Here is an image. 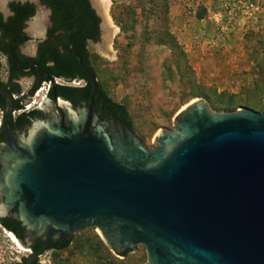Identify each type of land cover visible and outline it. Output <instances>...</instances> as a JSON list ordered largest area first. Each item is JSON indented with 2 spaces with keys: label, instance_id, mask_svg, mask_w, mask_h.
Instances as JSON below:
<instances>
[{
  "label": "water",
  "instance_id": "water-1",
  "mask_svg": "<svg viewBox=\"0 0 264 264\" xmlns=\"http://www.w3.org/2000/svg\"><path fill=\"white\" fill-rule=\"evenodd\" d=\"M77 58L93 84L90 106L55 95L47 119L24 135L12 132L14 101L0 87L12 106L0 222L21 225L27 251L44 243L27 263L51 242L96 230L118 255L145 247L148 264H264V113L219 114L196 101L149 149L125 123L99 119L98 80Z\"/></svg>",
  "mask_w": 264,
  "mask_h": 264
},
{
  "label": "rangeland",
  "instance_id": "rangeland-1",
  "mask_svg": "<svg viewBox=\"0 0 264 264\" xmlns=\"http://www.w3.org/2000/svg\"><path fill=\"white\" fill-rule=\"evenodd\" d=\"M109 15L116 29L109 32L110 56L103 53L104 32L92 64L108 96L128 107L149 149L196 101L219 114L264 113V0H111ZM5 231L0 225V264H20L29 253L20 252ZM39 262L149 263L145 247L122 258L96 230L75 236L67 251L46 252Z\"/></svg>",
  "mask_w": 264,
  "mask_h": 264
},
{
  "label": "flooded vegetation",
  "instance_id": "flooded-vegetation-1",
  "mask_svg": "<svg viewBox=\"0 0 264 264\" xmlns=\"http://www.w3.org/2000/svg\"><path fill=\"white\" fill-rule=\"evenodd\" d=\"M47 1L11 0L0 3V87L8 91L14 101L15 111L8 123L15 135H24L34 124L44 122L49 109L56 105L55 95L73 106H90L91 100L88 102L84 94L75 100L61 94L62 88L85 90L92 84L77 57L100 84L92 64V54L93 49L103 42L102 19L95 12L100 24L97 34H94L91 22L84 19L87 16L91 18L85 6L76 9L73 4H50ZM89 3L94 10L90 0ZM18 13L20 19L17 20ZM11 107L6 97L0 94V144L7 140L2 122ZM95 107L101 121L118 120L128 125L111 108L98 112L96 103ZM40 244L44 247L41 241L34 242L32 247ZM40 257L30 263L26 261V264L35 260L40 264Z\"/></svg>",
  "mask_w": 264,
  "mask_h": 264
},
{
  "label": "trees",
  "instance_id": "trees-1",
  "mask_svg": "<svg viewBox=\"0 0 264 264\" xmlns=\"http://www.w3.org/2000/svg\"><path fill=\"white\" fill-rule=\"evenodd\" d=\"M60 3V4H73L75 8H79L82 5L85 6L88 10L87 13H91V18L87 16V18H84L87 22H91L94 34H97V27L98 24H100V19L97 17L94 10L91 9L89 0H48L46 3ZM24 8H32L31 6H25ZM86 11V9H85ZM20 13H18L17 17L15 19H20ZM90 19V20H89ZM66 76V75H65ZM98 76V75H97ZM93 93V85L90 83L89 87L85 90H75L72 88H62L61 94L63 97L69 99V100H75L77 99L81 94H84L87 98L88 102L91 100V96ZM95 103L97 106V111H103L106 107H109L114 111L121 120L126 122L130 128L135 131L133 121L131 119L128 107L122 104H118L114 102L107 94V92L104 90L102 84H99V90L96 95ZM0 225L7 230L9 233L13 234L17 239L23 240L24 239V231L21 227V225L13 221L11 219H6L0 222ZM74 239L70 242H63V243H51V246L49 247L47 252H64L71 248V245L73 243ZM43 248V244H40L38 246L32 247L33 252H38ZM132 251H127L126 253L119 255L122 258H127ZM20 264H26V260L24 259L22 263ZM31 264H38V260L33 261Z\"/></svg>",
  "mask_w": 264,
  "mask_h": 264
},
{
  "label": "bare ground",
  "instance_id": "bare-ground-1",
  "mask_svg": "<svg viewBox=\"0 0 264 264\" xmlns=\"http://www.w3.org/2000/svg\"><path fill=\"white\" fill-rule=\"evenodd\" d=\"M4 0H0V3L3 2ZM93 3V6L95 7V9L98 11L99 15L101 16L102 20H103V30L104 32L107 33V35L104 38V47L103 49V53L108 57L110 56L111 53V42H112V38L111 35H109L114 28L113 24H112V20L110 18L109 15V8L111 5V0H91ZM3 6V4H2ZM116 30V29H115ZM7 238L10 240V242L15 245L18 250L22 253H29L27 250H25L24 248L21 247V245L19 244V241L16 237L12 236L10 233L6 232Z\"/></svg>",
  "mask_w": 264,
  "mask_h": 264
},
{
  "label": "built area",
  "instance_id": "built-area-1",
  "mask_svg": "<svg viewBox=\"0 0 264 264\" xmlns=\"http://www.w3.org/2000/svg\"><path fill=\"white\" fill-rule=\"evenodd\" d=\"M27 108H29V107H27ZM7 231V230H6ZM11 234V233H10ZM12 236H14L13 234H11ZM15 237V236H14ZM29 252V255H31L32 254V251H28Z\"/></svg>",
  "mask_w": 264,
  "mask_h": 264
}]
</instances>
